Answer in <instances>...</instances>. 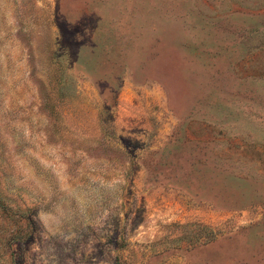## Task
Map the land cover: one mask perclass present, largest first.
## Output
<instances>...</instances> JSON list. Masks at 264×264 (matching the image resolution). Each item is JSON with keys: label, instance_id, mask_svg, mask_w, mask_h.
<instances>
[{"label": "rangeland", "instance_id": "374dc122", "mask_svg": "<svg viewBox=\"0 0 264 264\" xmlns=\"http://www.w3.org/2000/svg\"><path fill=\"white\" fill-rule=\"evenodd\" d=\"M0 264H264V0H0Z\"/></svg>", "mask_w": 264, "mask_h": 264}]
</instances>
